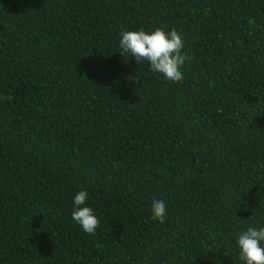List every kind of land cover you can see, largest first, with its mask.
I'll use <instances>...</instances> for the list:
<instances>
[{"label":"trees","instance_id":"obj_1","mask_svg":"<svg viewBox=\"0 0 264 264\" xmlns=\"http://www.w3.org/2000/svg\"><path fill=\"white\" fill-rule=\"evenodd\" d=\"M157 27L185 42L179 83L119 52ZM81 190L94 234L71 216ZM249 226L264 0H0V264H244Z\"/></svg>","mask_w":264,"mask_h":264},{"label":"clouds","instance_id":"obj_2","mask_svg":"<svg viewBox=\"0 0 264 264\" xmlns=\"http://www.w3.org/2000/svg\"><path fill=\"white\" fill-rule=\"evenodd\" d=\"M252 23L253 19L249 18V24ZM120 37L119 52L123 57L131 56L139 64L148 62L151 72L162 75L171 83H179L183 79L181 69L189 57L183 52L185 42L175 28L170 31L159 27L151 31L123 30ZM87 197L88 193L84 190L75 194L71 216L85 233L94 234L100 221L93 209L85 206ZM165 215V203L162 200H153L151 218L163 223ZM236 243L244 264H264V227L249 226L246 231L239 233Z\"/></svg>","mask_w":264,"mask_h":264}]
</instances>
